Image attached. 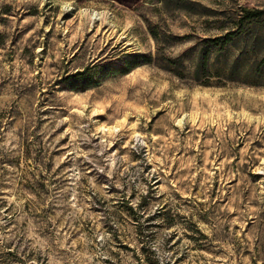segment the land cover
<instances>
[{"label": "rangeland", "instance_id": "374dc122", "mask_svg": "<svg viewBox=\"0 0 264 264\" xmlns=\"http://www.w3.org/2000/svg\"><path fill=\"white\" fill-rule=\"evenodd\" d=\"M239 6L0 0V264H264V88L185 71Z\"/></svg>", "mask_w": 264, "mask_h": 264}, {"label": "trees", "instance_id": "16d2710c", "mask_svg": "<svg viewBox=\"0 0 264 264\" xmlns=\"http://www.w3.org/2000/svg\"><path fill=\"white\" fill-rule=\"evenodd\" d=\"M214 24L218 33L206 38L202 49L191 52L187 60L193 63L191 70H185L191 81L201 86L232 83L264 88V9L239 6ZM150 32L159 46L157 32L153 28ZM138 58L119 70L135 68Z\"/></svg>", "mask_w": 264, "mask_h": 264}, {"label": "bare ground", "instance_id": "6f19581e", "mask_svg": "<svg viewBox=\"0 0 264 264\" xmlns=\"http://www.w3.org/2000/svg\"><path fill=\"white\" fill-rule=\"evenodd\" d=\"M65 7L70 8V5H66ZM101 15L102 14L99 12H93V13H91V18H92V20L100 19Z\"/></svg>", "mask_w": 264, "mask_h": 264}]
</instances>
